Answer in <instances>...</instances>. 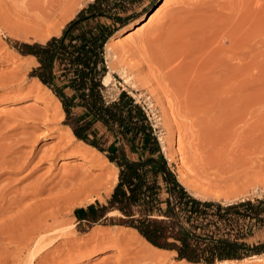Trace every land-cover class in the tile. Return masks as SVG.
<instances>
[{"label":"rangeland","instance_id":"obj_1","mask_svg":"<svg viewBox=\"0 0 264 264\" xmlns=\"http://www.w3.org/2000/svg\"><path fill=\"white\" fill-rule=\"evenodd\" d=\"M42 1L45 4L42 2L41 4L43 5L41 6V0L39 3L38 0H24L25 3L23 0H0V80L1 82L3 81V84L8 83L6 77L9 76V79H13V84L9 83V85L14 86V91L10 88V90L8 88L5 90V87H0V147L2 148L0 149V158L2 159L0 161H3L1 156L4 155V160L5 158H7L6 160H11V157L17 158V160L26 165L19 169V173L0 176V186L6 185V179L12 178L15 183L12 179H10L12 182L6 183H9L10 187H14L15 189L13 188V190L22 192L25 195L44 190L41 198L46 199L47 202L46 229L48 230H46L45 250L47 253L45 251L42 253L40 264H116L115 262H119L118 258L120 259L124 254L122 251L124 247L121 244L120 249V244L115 243L114 239L116 238L114 237L118 236V230L131 229H126L128 226L120 223L118 211L110 213L111 211L100 209L102 205L108 204V200L117 185L116 170L114 166L106 161L107 157L104 153L98 149L96 151L86 147L77 140L74 141L77 145H80L78 150L68 149L61 152L55 151L56 153L52 152L53 148L56 149V145L62 141V138L59 139L60 136L58 137V135L60 133L67 135L68 128L64 123L65 113L63 116L59 115V120L56 122L57 125L55 122H51L49 125L47 123L45 125L41 121L39 123L38 120L34 121L36 119L32 120L34 115L31 113H23L25 111L30 112V109L45 108V100L41 99L42 102L39 98L40 95H46V89L39 84L38 86V78L31 75L32 70L38 66L37 59H31L30 56L21 53L16 47L17 42H42L40 38L44 33L48 35V33L52 32L48 38L60 35L66 24L93 0H81L80 5H78L79 3L75 5L70 3V8L67 7L69 6L67 3V8L62 5L60 6L61 9L58 7L57 11L54 10L55 7L53 9L49 8L53 5V0ZM28 2L30 4L33 2L38 3L40 7L38 5L32 6L34 3L29 5ZM188 2L180 4L178 0H167L162 5V0H137L134 4H130L127 14L135 12L138 16L130 25L131 27L129 26L127 27L128 29L126 28L127 30H122L121 32L123 33H117L114 36V40H117V38L122 39L121 37L128 31L133 30L144 22L148 13L154 12V18L148 22L149 24L147 23V26L142 28L141 32L139 30L137 34H132L134 36L130 35L122 39L121 42L117 41V44L115 42L112 45L114 55L112 53L113 56L109 55V58H107L111 64L110 72L112 76L107 84L106 93L109 97H115L122 90H126L148 109L157 128L159 139L161 137L166 140L167 149L164 153L166 152L165 155H168L166 157L178 175H181L184 168L188 170V173L190 172L189 168L193 164V161H189L191 160V153L196 152V155L199 154L201 156L203 155L201 151L205 149L202 148L201 150L199 146L206 148L208 145L207 147L211 148L214 143L222 145L224 153L226 151L228 154L226 155H230L227 159L226 155L223 156L225 161L235 157L239 158L244 152L249 151L248 153H250L251 151L253 154L248 155L251 160L249 159L248 161L249 157L246 155L247 160L243 157L246 162L253 165L252 160L254 163L260 160L261 162L258 165L263 162L262 165L264 167V0H191L189 2L190 6ZM44 5H46L45 9ZM28 8H31L30 12H28ZM157 8H159L158 11L156 10ZM37 9L38 11L42 10V15L36 12ZM43 10L46 12L44 13ZM48 10L52 11V15ZM53 10L57 13L53 14ZM66 10L71 12L69 13ZM33 11L34 13L36 12L35 14L38 13L40 18H45L46 16L45 19L49 20L43 19L40 22L38 14L35 17L31 13ZM66 17L67 19H65ZM57 30H60V33H57ZM18 66L20 67L18 68ZM126 71L127 73H125ZM14 72L23 74V76L20 74L22 78L19 74V78H17L15 74H12ZM5 78L6 80H4ZM20 83L21 85L23 84L21 87L24 90H20ZM28 88H30L29 93L27 92ZM12 113L17 114L14 115ZM17 116L21 118L18 119L19 117ZM8 117L11 118L8 119ZM29 118L31 119L30 121ZM38 123L43 127L39 126ZM34 125H36V128ZM49 127L54 129L51 130ZM178 133L183 137H180L181 140L183 139L182 151L185 150V155L189 154V158L187 157L186 159L183 154L181 156L184 161L186 159V162L188 161L191 164H184V166H181L182 169L179 168V164L186 162L181 159L180 152L178 150L175 151L177 147L175 139ZM190 134L192 137L189 136ZM8 136L10 138H7ZM21 136L22 138L25 137L22 139ZM28 136L33 140L32 142ZM33 137L38 138L35 140ZM5 139L7 142L3 141ZM43 139L45 140L43 141ZM210 143H212L211 146L209 145ZM217 147V145L214 146L216 152L218 150L222 151V148L218 147L216 149ZM196 148L199 149L198 152L200 151L201 154L193 151ZM210 148L206 151L209 152ZM232 148H234L233 150L238 148L236 150L240 152L235 150L236 153H234ZM229 149L232 154L234 153L232 157ZM210 150H213V146ZM242 151L244 152L242 153ZM216 152L214 154H217ZM46 153H48V158L46 157L45 161L43 158H45ZM221 153H219L220 157ZM237 153L238 156L236 155ZM239 153L241 154L239 155ZM194 155L192 157L195 158ZM207 155L210 154L207 153ZM49 158L51 159L49 160ZM40 159H43V161ZM192 160L194 159L192 158ZM241 162L243 161L237 164L241 165ZM185 165L188 167H185ZM246 165L244 167H248ZM258 165L256 167H259ZM86 167L88 168L87 170H85ZM77 168L80 172L77 171ZM186 169L183 172L185 173L183 175L185 179L182 178L183 181L188 187H191L190 190L197 192L200 196L209 198V195H212L210 198L214 196L216 199L213 200L224 203L239 201L242 200V197L255 199L259 198V196H264V188L245 194L224 193L223 196L206 194L193 187L195 182L186 181L189 177ZM99 171H102V173ZM79 173L81 174L80 176L78 175ZM82 173H85V175ZM96 173H99V175ZM189 174L191 175L190 179L193 175L191 172ZM82 175L85 176L84 180ZM91 175L96 181L93 178L91 180ZM89 179L98 188L94 187V189H91L92 191L84 192V195L83 193L75 194V197L72 196L66 201L67 204L62 202L55 205L48 202L53 199L54 194L57 195L61 191L66 192L67 189L70 191L73 186L76 187L72 191H76L79 184H84V181L87 183ZM69 181L74 183L72 184ZM76 181L78 185H76ZM100 181L101 184L98 185ZM11 184L13 185L11 186ZM71 184L72 187L70 186ZM62 188L64 189L61 190ZM26 191L29 193H26ZM27 200L31 199L28 198ZM91 204L97 207L96 210L98 211L94 212L93 215L96 218L84 221L79 220L76 215V209L87 208ZM34 218L37 219L35 215ZM47 223L51 226H48ZM61 223H66L67 225L61 227ZM96 229L101 231V234L105 233L102 235L103 237ZM95 231L98 233L95 234ZM106 234L107 237H105ZM95 236L98 237L96 238ZM111 237L114 243L111 241ZM248 241L253 245L264 242V228L257 230ZM6 243L7 250L2 252L6 253L4 254L5 257L8 256L6 259L9 258L10 264H12L17 259V250L14 244H10L9 241ZM7 252L12 256L8 255ZM122 252L123 254L121 255ZM168 254L170 255V260L175 263H179L181 260L176 252L170 251ZM260 254H264V251ZM248 262L241 264H248ZM252 263L256 264L257 262H249V264Z\"/></svg>","mask_w":264,"mask_h":264},{"label":"trees","instance_id":"obj_2","mask_svg":"<svg viewBox=\"0 0 264 264\" xmlns=\"http://www.w3.org/2000/svg\"><path fill=\"white\" fill-rule=\"evenodd\" d=\"M136 1L93 0L60 35L16 47L37 59L31 75L60 101L64 123L76 139L118 168L117 185L101 210L118 211L127 229L189 264L264 255V242L248 241L264 228V196L230 203L195 197L166 157L148 109L126 90L107 95L106 46L138 16L127 14ZM96 209L91 204L76 209V215L90 220Z\"/></svg>","mask_w":264,"mask_h":264},{"label":"bare ground","instance_id":"obj_3","mask_svg":"<svg viewBox=\"0 0 264 264\" xmlns=\"http://www.w3.org/2000/svg\"><path fill=\"white\" fill-rule=\"evenodd\" d=\"M29 1V0H28ZM36 1V0H35ZM47 1V0H46ZM187 1H191V0H187ZM187 1L186 0H178V2H180V4H182V3H187ZM23 2H24V0H23ZM40 2V0H38V3ZM42 2H44V1H42L41 0V2H40V4L42 3ZM48 2V1H47ZM80 2H81V0H53L52 1V6L51 5H49L50 4V1H49V6H51V7H49V8H54V10H58V7L61 9V7L60 6H62V5H64L65 7H66V4L68 3L69 4V6H67L68 8H70V3H72V4H78V5H80ZM165 2H167V0H162V5H164V3ZM189 2H188V4H189ZM194 2V1H193ZM25 3V2H24ZM29 3V5H32V4H30V2H28ZM27 3V4H28ZM38 3H34L32 6H36V5H38L39 6V4ZM199 3V2H198ZM44 4H45V2H44ZM67 4V5H68ZM71 4V5H72ZM43 4H41V6H42ZM184 5V4H183ZM37 6V7H38ZM46 5H44V9L46 8L45 7ZM73 6V5H72ZM189 6H190V4H189ZM26 7H28V6H26ZM36 7V8H37ZM40 7V6H39ZM38 7V8H39ZM66 7V8H67ZM32 8V7H31ZM31 8L29 9V11L28 12H30V10H31ZM47 8H48V6H47ZM64 8V7H63ZM62 8V9H63ZM73 8V7H72ZM159 8H161V7H159ZM159 8H157L156 10L158 11L159 10ZM186 8V7H185ZM35 10V9H34ZM51 10V9H50ZM50 10H48L49 12H50ZM54 10H53V14H56L57 12H54ZM155 10V11H156ZM186 10V9H185ZM40 11V10H39ZM38 11V9H37V11L36 12H38V13H41V11L39 12ZM44 11V10H43ZM67 12H71V11H68V10H66ZM35 12V13H36ZM46 11H44V13H45ZM52 12V11H51ZM50 12V13H51ZM61 12V11H60ZM32 14H34L35 15V17L37 16V14H35L34 13V11L33 12H31ZM59 13V12H58ZM61 13H63V12H61ZM65 13V12H64ZM156 13V12H155ZM47 14H48V12H47ZM67 14V13H66ZM27 15H29V14H27ZM41 15H42V13H41ZM50 15V14H49ZM51 15H52V13H51ZM32 16V15H31ZM55 16V15H54ZM54 16H52V17H54ZM67 16V15H66ZM69 16V15H68ZM154 16V12L153 13H148L147 15H146V17H145V20H144V22H142L140 25H138L137 27H135L133 30H131V31H128L123 37H121L122 39H124V38H126V37H129L130 35L131 36H134V35H132V34H134V33H136L137 34V31H139L140 30V32H141V30H142V28L144 27V26H147V23L152 19V18H154L153 17ZM38 17H39V19H40V22H41V20H49V19H45L46 18V16H45V18H40V15L38 14ZM37 17V18H38ZM43 17H44V15H43ZM51 17V18H52ZM29 18H30V16H29ZM28 18V19H29ZM50 18V19H51ZM34 19H36V18H34ZM65 19H67V17L65 18ZM52 21V20H51ZM137 22V21H136ZM149 24V23H148ZM37 27H39V26H37ZM131 27V26H130ZM126 29V28H125ZM128 29V28H127ZM126 29V30H127ZM205 29V28H204ZM121 32V31H120ZM119 32V33H120ZM52 32H50V33H48V35L46 34L45 35V33L43 34V36H41V38L40 39H42V42H45V41H47L49 38V36H50V34H51ZM57 33H60V30H57ZM121 33H123V32H121ZM193 33V32H192ZM187 34V33H186ZM190 34V33H189ZM58 36V35H57ZM118 36V35H117ZM117 38V37H116ZM122 39H120V38H117V40H114V37L108 42V44H107V46H106V57L107 58H109V55H112V53H113V51H112V45L116 42V44H117V41L119 42H121L122 41ZM178 42V41H177ZM119 44V43H118ZM185 48V47H184ZM190 48V47H189ZM200 50V49H199ZM210 52V51H209ZM208 52V53H209ZM223 54V53H222ZM113 55H114V53H113ZM112 55V56H113ZM175 55V54H174ZM111 56V57H112ZM115 56H116V54H115ZM189 56V55H188ZM213 56V55H212ZM177 57V56H176ZM210 57H211V55H210ZM25 58V57H24ZM32 58H34V57H31V59ZM26 59V58H25ZM30 59V60H31ZM35 59V58H34ZM115 59V58H114ZM165 60V59H164ZM168 60V59H167ZM166 61V60H165ZM170 62V61H169ZM180 62H181V60H180ZM123 63V62H122ZM216 64V63H215ZM108 65H109V67L111 68V64L108 62ZM181 65V64H180ZM199 65V64H198ZM21 66V65H20ZM20 66H18V68L20 67ZM204 66V65H203ZM23 67V66H22ZM17 68V69H18ZM171 68V67H170ZM173 69V68H172ZM171 69V70H172ZM207 69V68H206ZM23 70V69H22ZM211 70V69H210ZM166 71V70H165ZM173 71H175V70H173ZM125 73H127V71L125 72ZM13 75L15 74V76L17 77V78H19V76H20V74L21 73H18L19 74V76H18V74H17V72L15 73H12ZM17 74V75H16ZM208 74V73H207ZM12 75V76H13ZM11 76V75H10ZM21 76H23V74H21ZM20 76V77H21ZM111 72H109V74L106 76V78L104 79V84L105 85H107L108 83H109V80L111 79ZM9 77V76H8ZM8 77H6L8 80V83H4L3 84V81L1 82V80H0V87L2 86L5 90L8 88H10V89H12L13 91H14V86H10L9 85V83H12V81H13V79L11 78V79H9ZM3 78V77H2ZM6 78L4 79V80H6ZM14 78V77H13ZM22 78V77H21ZM20 78V79H21ZM9 80H11V81H9ZM34 80V79H33ZM214 80V79H213ZM195 81V80H194ZM6 82V81H5ZM15 82V81H14ZM15 83H17V82H15ZM196 83V82H195ZM13 84V83H12ZM18 84V83H17ZM40 85V86H43L45 89H46V95H40V100L41 99H43V100H45V108L44 109H39V108H36V109H30L29 111L30 112H23V113H31L32 115H34V116H32L33 117V119L32 120H34V119H36V120H34V121H37L38 120V122L40 123V121L42 122V123H44L45 125H46V123H47V125H49V123H51V122H55V124H56V122H58V120H59V115L61 114L62 116L64 115V112H63V109H62V106H61V103H60V101L53 95V93L48 89V88H46L38 79H37V85ZM211 84V83H210ZM15 85V84H14ZM20 85V87L23 85H21V83L19 84ZM37 85H36V87H37ZM38 85V86H39ZM196 85V84H195ZM16 86V85H15ZM32 86V85H31ZM30 86V87H31ZM34 86V85H33ZM2 88V89H3ZM19 88V87H18ZM27 88V87H26ZM206 88H207V86H206ZM9 89V90H10ZM22 89V87L20 88V90ZM29 89L30 88H28L27 89V92L29 91ZM35 90H36V88H34ZM33 89V90H34ZM38 89V88H37ZM41 89V88H40ZM15 90H18V89H15ZM22 90H24V89H22ZM31 90H32V87H31ZM30 90V91H31ZM38 91V90H37ZM42 91V90H41ZM45 91V90H44ZM43 91V92H44ZM209 91V90H208ZM26 92V91H25ZM33 92V91H32ZM42 92V93H43ZM220 92V91H219ZM8 93V92H7ZM10 93V92H9ZM29 93V92H28ZM37 93V92H36ZM41 93V94H42ZM221 93V92H220ZM2 94V93H1ZM13 94V93H12ZM27 94V93H26ZM35 94V93H34ZM216 94H217V92H216ZM219 94V93H218ZM20 95V94H19ZM220 95V94H219ZM3 96V95H2ZM35 96V95H34ZM37 96V95H36ZM38 97H39V95H38ZM38 97H36V98H38ZM220 97V96H219ZM47 98V99H46ZM218 98V97H217ZM46 100H48V101H46ZM42 101V100H41ZM43 102V101H42ZM220 103V102H219ZM219 103H218V106H219ZM39 106V105H38ZM39 107H41V106H39ZM24 110H26V108H24ZM22 111H23V109H22ZM173 113V112H172ZM12 114H14V113H12ZM17 114V113H16ZM16 114H14V115H16ZM26 116V115H25ZM17 117H19V116H17ZM26 117H28V116H26ZM181 117V116H180ZM11 118V117H10ZM9 117H8V119H10ZM15 118H16V116H15ZM21 117H19L18 119H20ZM23 119V118H22ZM26 119V118H25ZM24 119V120H25ZM12 120V119H11ZM10 120V121H11ZM31 119L29 118V121H30ZM21 121V120H20ZM28 121V122H29ZM19 122V121H18ZM38 123V125L39 126H42L41 124H39ZM52 123V124H53ZM5 124H8V123H5ZM43 124V125H44ZM55 124H54V126H55ZM180 124V123H179ZM178 124V125H179ZM14 125V124H13ZM12 125V126H13ZM44 125V126H45ZM57 125V124H56ZM6 126H8V125H6ZM10 126V125H9ZM8 126V127H9ZM35 126V128H36V125H34ZM34 126H33V128H34ZM5 127V126H4ZM8 127H6V128H8ZM20 127V126H19ZM43 127V126H42ZM51 127H49V129H50ZM57 128H59V127H57ZM66 128V127H65ZM68 128V127H67ZM179 128V127H178ZM48 129V128H47ZM54 128H51V130H53ZM171 129V128H170ZM9 130H11V129H9ZM38 130H40V129H38ZM57 130V129H56ZM59 131H60V129H58ZM1 131V130H0ZM36 131V130H35ZM42 131V130H41ZM64 131V130H63ZM52 132V131H51ZM54 132V131H53ZM26 133V132H25ZM30 133H31V131H30ZM50 133V132H49ZM180 133V132H179ZM179 133H178V136L176 137V139H175V141H176V150L175 151H179L180 152V156L183 154L185 157H186V159H187V157L189 156V154L188 155H185V150L184 151H182L183 149L181 148L182 146H183V142H182V140H181V138H183L182 136H180L179 135ZM189 133V132H188ZM41 134H43V132H41ZM57 134V133H56ZM186 134H187V132H186ZM7 135V134H6ZM18 135V134H17ZM31 135V134H30ZM35 135V134H34ZM58 135V134H57ZM183 135V134H182ZM36 136V135H35ZM34 136V137H35ZM43 136V135H42ZM60 136V137H59ZM186 136V135H185ZM184 136V137H185ZM189 136H191V134L189 135ZM195 136V135H194ZM25 137V136H24ZM23 137V138H24ZM29 137V139H31L30 138V136H28ZM27 137V138H28ZM32 137V136H31ZM33 137V138H34ZM38 137H39V135H38ZM38 137H36V138H38ZM58 137H59V139L60 138H62V141L60 142V143H58L57 145H56V149L55 148H53V150H52V152L53 153H56L57 151H59V152H61V151H66V150H68V149H72V150H74V149H79V147H80V145H77L76 144V142L74 141V140H77L76 139V137L74 136V134L72 133V131L68 128V131H67V135H64V134H62V133H60L59 135H58ZM181 137V138H180ZM192 137V136H191ZM7 138H10L9 136L7 137ZM6 138V139H7ZM15 138V137H14ZM13 138V139H14ZM21 138H22V136H21ZM22 138V139H23ZM27 138H25V139H27ZM36 138H34L35 140H36ZM186 138V137H185ZM3 139V138H2ZM6 139L5 140H3V141H6ZM16 139V138H15ZM14 139V140H15ZM20 139V138H19ZM40 139V138H39ZM58 139V138H57ZM214 139H216V138H214ZM35 140H34V142H35ZM45 139H43V141H44ZM196 140V139H195ZM194 140V141H195ZM28 141H30V140H28ZM33 140L31 139V142H32ZM78 141V140H77ZM160 141H161V143H162V146H163V151H166V149H167V147H166V140H165V138H161L160 137ZM7 142V141H6ZM33 142V143H34ZM79 143H82L83 145H85L86 147H89V148H91V149H94V148H92V147H90V146H88V145H86V144H84L83 142H80V141H78ZM22 143V142H21ZM26 143V142H25ZM24 143V144H25ZM28 143H30V142H28ZM36 143V142H35ZM182 143V144H181ZM213 143V142H212ZM212 143H210L209 145L211 146V144ZM7 144V143H6ZM5 144V145H6ZM23 144V143H22ZM27 144V143H26ZM215 144V143H214ZM214 144H212V146H213V150L215 149L214 148V146L215 145H217L218 147H220V148H222V145H218L217 143L214 145ZM29 145V144H28ZM32 145H34V144H32ZM10 146V145H9ZM191 146V145H190ZM208 146V145H207ZM206 146V148L204 147V146H199V148L202 150V148L203 149H205L204 151H205V153L207 152V153H209L210 155H207V153H206V155H205V153H203L204 151L202 150L201 152H202V154L203 155H196V152H194L195 153V155H194V153L192 154L191 153V157L194 155L195 156V158L194 157H192L194 160H192V158L190 157V159L191 160H189L190 162L191 161H193V164L191 165L190 163H188V161L186 162V159H185V161H184V158H182V156H181V159H183V161L184 162H186V163H181V164H179V168H181V166H184V164H189V165H191L190 166V168H189V171L191 172V174L193 175V177L195 178L194 180H193V177H191L190 179H189V177L191 176L189 173H188V170L186 169V168H184V169H186L187 170V173H188V175H189V177H188V179L186 180V181H191L192 183H194L195 185H193V187L194 188H197L198 190H201V192H204V193H206V194H213V195H216V196H223L224 195V193H235V194H245V193H248V192H252V191H254V190H257V189H260V188H264V167H263V165H262V163H260L259 165H258V163L259 162H261L260 160H258V158H257V160L259 161V162H257V163H254L253 162V160H252V163H253V165L250 163H248V162H246V160H247V157H249L248 155H250V154H253V153H251V151H250V153H248L249 151H247V152H244V151H242V153L243 154H241V153H239V155L241 156V157H239L240 158V161H243V162H241V165L240 164H237V163H240V161H239V158L238 157H235L236 158V160H234L235 158H233V159H230V160H234V161H225L224 160V157L223 156H225L227 153H226V151H225V153H224V150H223V148H222V151H219L218 150V152L219 153H221V157H223V158H221L220 157V154L218 153V152H216V150H214V152H216L217 154H219V155H217V154H214V152H213V150H210L211 148H212V146H211V148L210 147H207ZM229 146V145H228ZM249 146V145H248ZM21 147V146H20ZM53 147V146H52ZM55 147V146H54ZM218 147L216 148V149H218ZM261 147V146H260ZM7 148V147H6ZM208 148H210L209 149V152L208 151H206V150H208ZM219 148V149H220ZM239 148V147H238ZM238 148H236L237 150H238ZM0 149H2L1 147H0ZM11 149V148H10ZM18 149V148H17ZM21 149V148H20ZM194 149V148H193ZM197 149V148H196ZM193 150V151H197L198 152V150L199 149H197V150ZM234 148H232V151H234V153H236V152H240V151H237L236 149V152H235V150H233ZM262 149V148H261ZM47 150V149H46ZM77 150H75V151H77ZM82 151L84 150V149H81ZM81 150H79V151H81ZM94 150H96V149H94ZM250 150V149H249ZM22 151V150H21ZM56 151V152H55ZM85 151V150H84ZM97 151V150H96ZM95 151V152H96ZM168 151V150H167ZM193 151H191V152H193ZM229 151H230V149H229ZM232 151H230V154H231V157L233 156V154H232ZM256 151V150H255ZM255 151H253V152H255ZM261 151H263V150H261ZM4 152V151H3ZM47 152V151H46ZM51 152V153H52ZM69 152H70V150H69ZM68 152V153H69ZM89 152V151H88ZM90 152H92V151H90ZM94 152V151H93ZM182 152H184V153H182ZM201 152L199 151L198 153H200L201 154ZM213 154H212V153ZM15 153V152H14ZM44 153V152H43ZM48 153H49V151H48ZM48 153H46V155H45V158H43L44 160L45 159H47L48 157ZM76 153V152H75ZM80 153V152H79ZM86 153V152H85ZM166 153V152H165ZM224 153V155H222ZM247 153V154H246ZM262 153V152H261ZM260 153V154H261ZM66 154V153H65ZM92 154V153H91ZM60 155V154H59ZM85 155V154H84ZM87 155V154H86ZM228 155V154H227ZM225 156L226 157V159L230 156ZM237 156H238V153L236 154ZM245 155L247 156V157H245ZM254 155H256V154H254ZM258 155V154H257ZM264 155V154H263ZM4 155H2L1 157L3 158V161H0V176H2V175H5V174H16L18 171H19V169H22L23 167H24V165H25V163H22L20 160H17V158L15 159V158H12L11 157V160H6L7 158H5V160H4V157H3ZM25 156V155H24ZM50 156H52L51 154H50ZM62 156V155H61ZM60 156V157H61ZM166 156H168V155H166ZM5 157H7V156H5ZM47 157V158H46ZM98 157V156H97ZM104 157V156H103ZM230 157V158H231ZM246 159H244V158ZM41 158V157H40ZM88 158V157H87ZM93 158V157H92ZM189 158V157H188ZM237 158H238V161H237ZM256 158V157H255ZM254 158V159H255ZM1 159V158H0ZM8 159H10L9 157H8ZM43 159L41 160V161H43ZM51 158H49V160H50ZM242 159H244V160H242ZM249 159H250V157L248 158V161H249ZM2 160V159H1ZM95 160V159H94ZM251 160V159H250ZM23 161H26V160H23ZM46 161V160H45ZM92 161V160H91ZM106 161L107 162H109L108 161V159H106ZM237 161V162H236ZM255 161H256V159H255ZM51 162V161H50ZM93 162V161H92ZM95 162V161H94ZM93 162V163H94ZM244 162H245V165L246 166H248V167H244L245 165H244ZM96 163V162H95ZM103 163V162H102ZM110 163V162H109ZM97 164V163H96ZM112 166H114V168H115V170H116V181L118 182V175H119V170H118V168L115 166V165H113L112 163H110ZM183 164V165H182ZM187 164V165H188ZM249 164V165H248ZM254 164H255V166H254ZM91 165V164H90ZM187 165H185V167H188ZM259 166V167H256V166ZM261 165V166H260ZM26 166V165H25ZM77 166V165H76ZM82 166V165H81ZM94 166V165H93ZM78 167V166H77ZM83 167V166H82ZM98 167V166H97ZM105 167V166H104ZM81 168V167H80ZM101 168V167H100ZM99 168V169H100ZM106 168V167H105ZM78 169V168H77ZM88 168L86 167V169L85 170H87ZM93 169V168H92ZM182 169V168H181ZM183 169V172H185V170ZM263 169V170H262ZM101 170V169H100ZM106 170V169H105ZM107 170H108V168H107ZM24 171V170H23ZM77 171H79L80 172V170L78 169ZM178 171L180 172V170L178 169ZM74 173H75V171H73ZM73 172H71V173H73ZM84 172V171H83ZM100 172V171H99ZM181 173V175H178V177H179V180H180V182H182L186 187H187V189H189L190 190V186L188 187L186 184H185V182L183 181V179H185V178H183V175L185 174V173ZM19 173V172H18ZM85 173H86V171H85ZM85 173H82V174H84L85 175ZM100 173H102V171L100 172ZM105 173V172H104ZM63 174V173H62ZM76 174V173H75ZM90 174V173H89ZM92 174H94V173H92ZM97 174V173H96ZM71 175V174H70ZM79 176L81 175L80 173L78 174ZM84 175H82V179L83 178H85V176ZM97 175H99V173L97 174ZM106 175H108V174H106ZM115 175V174H114ZM187 175V174H186ZM185 175V176H186ZM187 175V176H188ZM84 176V177H83ZM92 176V175H91ZM90 176V178H91V180H93V179H95L93 176L91 177ZM186 176V177H187ZM87 178H89V177H87ZM93 178V179H92ZM183 178V179H182ZM10 179H12V178H10ZM8 180V179H6L7 181L6 182H10L11 180ZM81 179V178H80ZM80 179H78V180H80ZM98 179V178H97ZM102 179V178H101ZM18 180V179H17ZM65 180V179H64ZM84 180V179H83ZM90 179H89V181L87 182V183H85L86 181H84V184H79V186L77 187L78 189L76 190V191H72V190H74V187H76V186H73L72 187V184L74 183H72L71 181H69L70 183H72L70 186L73 188V189H71L70 191H69V189H67L66 190V192H63V191H61L60 193H57V195L56 194H54L55 196L54 197H52L53 199H51L50 201H48V202H50L51 204H55V205H58V204H60V203H62L63 202V204L64 203H66V201L67 200H69L70 198H72V196H74L75 194L76 195H78L79 193H83V195L85 194L84 192H86V191H90L91 189H94V187H96L95 185V183L94 182H92ZM105 180H106V178H105ZM193 180V181H192ZM5 181V180H4ZM12 181H13V179H12ZM11 181V182H12ZM95 181H96V179H95ZM103 181V180H102ZM5 182V184L6 185H4V186H0V264H10V262L11 261H9V258L8 259H6L7 257H5V255L4 254H6V253H4V252H2V251H6L7 250V241H9V243L10 244H14L15 246L14 247H16V250H17V259L16 260H14L13 262H12V264H40L39 262L41 261L40 259L42 258L41 256H42V253H44V251L46 250V230H48V229H46V199H42L41 198V194H42V192L44 191V190H38V188H36L38 191H36V192H34L33 194H29V195H25V194H23L22 192H18L17 190H13V188L14 187H10V185H9V183H6ZM14 182V181H13ZM17 182V181H16ZM80 182H81V180H80ZM15 183V182H14ZM64 183V182H63ZM62 183V184H63ZM67 183V182H66ZM75 183H77L76 185H78V182L76 181ZM61 184V185H62ZM101 184V181H100V183L98 184V185H100ZM13 184H11V186H12ZM15 185V184H14ZM59 185V184H58ZM34 186V185H33ZM38 186V185H37ZM66 186H69V185H66ZM81 186V187H80ZM17 187V186H16ZM104 187V186H103ZM106 187V186H105ZM192 187V188H193ZM61 188V187H60ZM65 188V187H64ZM64 188H62L61 190H63ZM68 188V187H67ZM96 188H98V187H96ZM15 189V188H14ZM53 189V188H52ZM66 189V188H65ZM19 191H21V190H19ZM25 191V190H24ZM34 191V190H33ZM69 191V192H68ZM88 191V192H89ZM92 191V190H91ZM190 192L193 194V195H195V197H200V198H202V199H216V198H214V196L212 197V198H210L212 195H209L210 197L208 198V197H206V196H200V194H198L197 192H193L192 190H190ZM26 193H29L28 191H26ZM44 193V192H43ZM93 193H95V192H93ZM89 194V193H88ZM82 195V196H83ZM227 195V194H226ZM231 195V194H230ZM53 196V195H52ZM215 196V197H216ZM238 196V195H237ZM75 197V196H74ZM74 197H73V199H74ZM260 197V196H259ZM262 197V196H261ZM28 198H30L31 200H27ZM80 198V197H79ZM219 198V197H218ZM222 198H225V197H222ZM241 198V197H240ZM50 199V198H49ZM88 199V198H87ZM242 200H244L245 198H241ZM220 200H222L221 198H220ZM224 200V199H223ZM227 200V199H226ZM228 201H229V199H228ZM230 202H233V201H230ZM229 202V203H230ZM236 202V201H235ZM69 203V202H68ZM62 204V205H63ZM67 204V203H66ZM49 207V206H48ZM51 207V206H50ZM63 207H65V206H63ZM52 208V207H51ZM55 208V207H54ZM50 209V208H49ZM63 209V208H62ZM66 210V209H65ZM65 210H63L64 212H65ZM34 215H35V217L37 218V219H35L34 218ZM48 218V217H47ZM64 220V219H63ZM54 222V221H53ZM53 222H52V224H53ZM59 222V221H58ZM63 222H65V221H63ZM48 224V223H47ZM62 224V223H61ZM50 224H48V226H49ZM59 225V224H58ZM64 225H67L66 223L65 224H62L61 225V227L62 226H64ZM51 226V225H50ZM56 226V225H55ZM55 226H53V227H55ZM57 227V226H56ZM68 227H70V226H68ZM67 227V228H68ZM52 228V227H51ZM50 228V229H51ZM64 228V227H63ZM118 229V228H117ZM127 229V228H126ZM56 230H57V228H56ZM55 230V231H56ZM97 230V229H96ZM103 230V229H102ZM98 231V230H97ZM52 232H54L53 230H52ZM96 232V231H95ZM99 232V234L102 236L103 234H105V233H103V234H101L100 232L101 231H98ZM98 232H96L95 234H97ZM49 233V232H48ZM47 233V234H48ZM110 234V233H109ZM114 234H115V232H114ZM117 234H118V236L117 237H114V238H116V239H114V241H115V243H119L118 245H119V247H120V249H121V246L122 247H124L123 249L124 250H122L123 252H124V254H123V252L121 253V255L123 254V256H121L120 257V259L118 258V263L117 262H115L116 264H189V263H187L186 261H179V263H175V262H173L172 260H170V258H169V254L168 253H170V252H167V251H163V250H159V249H157V248H155V247H153V246H151L146 240H144L136 231H134V230H118V232H117ZM92 235V234H91ZM105 236V235H104ZM112 236V235H111ZM96 237V236H95ZM98 237V236H97ZM96 237V238H97ZM103 237V236H102ZM105 237H107V234H106V236ZM95 239V238H94ZM103 239V238H102ZM109 239H110V237H109ZM112 237H111V241H112ZM68 241V240H67ZM109 241V240H108ZM114 241H112L113 243H114ZM66 242V241H65ZM101 242H103L102 240H101ZM8 243V244H9ZM9 244V245H10ZM122 244V245H121ZM8 245V246H9ZM116 245V244H115ZM118 247V246H117ZM86 248V247H85ZM50 249V248H49ZM51 250H52V248H51ZM10 251V250H9ZM8 251V252H9ZM12 251V250H11ZM14 251V250H13ZM7 252V254L8 255H10L9 253H11V252H9L8 253ZM15 252V251H14ZM46 252V251H45ZM13 253V252H12ZM47 253V252H46ZM49 253V252H48ZM54 253V252H53ZM87 253H89V252H87ZM4 255V256H3ZM10 256H12V255H10ZM48 256V255H47ZM5 259H4V258ZM257 262V263H259V264H264V255H261V256H255V257H252V258H248V259H245V260H242V261H225V262H220V263H217V264H241V263H244V262ZM249 262H248V264H249ZM256 263V264H257ZM253 264V263H252Z\"/></svg>","mask_w":264,"mask_h":264},{"label":"crops","instance_id":"obj_4","mask_svg":"<svg viewBox=\"0 0 264 264\" xmlns=\"http://www.w3.org/2000/svg\"><path fill=\"white\" fill-rule=\"evenodd\" d=\"M167 252H170V251H167Z\"/></svg>","mask_w":264,"mask_h":264}]
</instances>
